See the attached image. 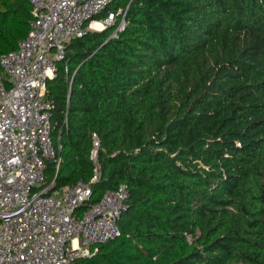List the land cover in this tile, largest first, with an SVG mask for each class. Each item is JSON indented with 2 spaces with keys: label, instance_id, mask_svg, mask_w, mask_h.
I'll use <instances>...</instances> for the list:
<instances>
[{
  "label": "trees",
  "instance_id": "obj_1",
  "mask_svg": "<svg viewBox=\"0 0 264 264\" xmlns=\"http://www.w3.org/2000/svg\"><path fill=\"white\" fill-rule=\"evenodd\" d=\"M119 10L125 29L74 39L47 82L46 183L89 182L96 134L86 207L130 193L121 235L76 264H264V0H114L95 19ZM32 19L0 0V58Z\"/></svg>",
  "mask_w": 264,
  "mask_h": 264
},
{
  "label": "built area",
  "instance_id": "obj_2",
  "mask_svg": "<svg viewBox=\"0 0 264 264\" xmlns=\"http://www.w3.org/2000/svg\"><path fill=\"white\" fill-rule=\"evenodd\" d=\"M28 1L29 34L0 58V264H76L121 235L118 221L130 193L122 184L86 207L101 177L96 134L89 182L61 188L56 178L46 183L47 161H55L58 170L62 162V147L56 149L52 138L47 82L74 39L97 31L94 24L113 26L123 14L112 34L117 37L126 27V11L97 20L114 0Z\"/></svg>",
  "mask_w": 264,
  "mask_h": 264
},
{
  "label": "bare ground",
  "instance_id": "obj_3",
  "mask_svg": "<svg viewBox=\"0 0 264 264\" xmlns=\"http://www.w3.org/2000/svg\"><path fill=\"white\" fill-rule=\"evenodd\" d=\"M94 25H96V27H97V31H98V30H103V29H104V26L101 25V24H94Z\"/></svg>",
  "mask_w": 264,
  "mask_h": 264
},
{
  "label": "rangeland",
  "instance_id": "obj_4",
  "mask_svg": "<svg viewBox=\"0 0 264 264\" xmlns=\"http://www.w3.org/2000/svg\"><path fill=\"white\" fill-rule=\"evenodd\" d=\"M104 30V29H103ZM103 30H98V31H103ZM89 31H96V30H91V29H89Z\"/></svg>",
  "mask_w": 264,
  "mask_h": 264
}]
</instances>
